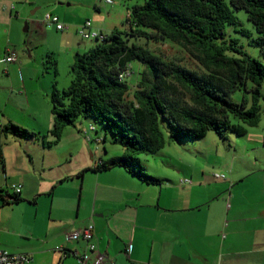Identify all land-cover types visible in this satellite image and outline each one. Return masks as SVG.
Masks as SVG:
<instances>
[{
  "label": "crops",
  "instance_id": "crops-1",
  "mask_svg": "<svg viewBox=\"0 0 264 264\" xmlns=\"http://www.w3.org/2000/svg\"><path fill=\"white\" fill-rule=\"evenodd\" d=\"M0 12V26L5 21L9 25L11 18ZM9 50L3 47L0 59ZM19 60L22 63L17 55ZM17 61L0 63L8 71ZM42 125L32 129L49 131L52 120ZM162 148L151 156H160ZM122 153L104 150L92 164L56 171L43 189L18 175L10 188L20 185V200L0 201V249L27 254L26 264H80L55 248L81 251L83 242H65L63 232L91 221L106 264H264V131L250 142L229 147L210 169L203 164L163 165L148 157L144 167L139 159L146 172L160 179L157 185L142 182L120 166L85 170ZM0 156L5 168L4 145ZM214 173L225 178H215ZM181 178L191 182L180 184Z\"/></svg>",
  "mask_w": 264,
  "mask_h": 264
},
{
  "label": "trees",
  "instance_id": "trees-1",
  "mask_svg": "<svg viewBox=\"0 0 264 264\" xmlns=\"http://www.w3.org/2000/svg\"><path fill=\"white\" fill-rule=\"evenodd\" d=\"M229 3L234 9H243L253 25L257 37L249 44L263 46L264 0H229ZM126 21L127 32L113 30L103 41L74 54L71 80L66 88L59 90L52 86L49 94L52 126L47 132L51 141L12 122L1 131L40 139L49 148L76 118L92 119L102 128V140L108 136L110 143L123 148V153L85 170L104 171L120 166L142 182L157 185L160 179L145 171L138 153L154 154L168 141L200 139L209 131L220 137L226 130L241 136L245 126L258 124L264 64L242 50L236 39H226V26L236 29L238 19L222 0H142L131 6ZM236 31L249 37L242 28ZM150 40H179L202 50L210 63L229 69L227 81L221 83L199 76L164 60L147 47ZM131 61L145 67L140 78L145 86L134 92L136 103L122 97L128 89L127 79H118ZM165 78L176 80L190 91L195 107L182 105L164 94ZM235 91L242 92L238 102L230 96ZM84 171L76 176L81 178ZM18 200V193L9 195L0 190L1 203Z\"/></svg>",
  "mask_w": 264,
  "mask_h": 264
},
{
  "label": "rangeland",
  "instance_id": "rangeland-1",
  "mask_svg": "<svg viewBox=\"0 0 264 264\" xmlns=\"http://www.w3.org/2000/svg\"><path fill=\"white\" fill-rule=\"evenodd\" d=\"M222 1L238 19L236 29L226 26V39H236L242 50L264 64V45L259 47L249 44L257 34L247 19L246 12L232 8L229 0ZM141 2L142 0H111V3L104 0H0V11H3L7 19L11 18L10 26L7 21L0 26V52L3 47L8 46L22 59V63L21 60L17 61L15 67L8 65V71L5 70V64L0 63V124L9 119L16 125L39 133L36 130L42 128L45 120L46 124L52 120L49 100L52 86L59 90L66 88L71 80L70 66L74 54L94 45L95 41L84 39L78 34L82 22L89 20L94 30L104 33L113 30L127 32L129 24L126 18L130 8ZM10 5L13 10L8 15ZM45 13L56 15L64 29L59 31L54 26L46 25L43 22ZM240 28L245 30L249 37L236 31ZM146 45L164 60L199 76L209 77L221 83L228 79V68L210 63L206 54L194 46L179 40H150ZM131 67L133 73L127 78L128 89L123 92L122 97L136 103L134 92L145 86V83H140L145 67L136 61H131ZM162 88L163 93L170 99L195 107L190 91L176 80L165 78ZM259 88V122L255 126H245L243 135L237 136L226 130L220 137L209 131L200 139L166 142L159 152L160 156L138 153L137 157L143 165V159L148 157L161 160L163 165L169 163L179 167L188 163L197 166L203 164L207 169L212 168L215 161L221 159L222 153H227L229 147L235 143L250 142L264 131V80ZM230 96L238 102L242 92L235 91ZM245 96L249 99L248 93H245ZM80 120L84 122L80 123ZM88 123L96 129V133L89 131L90 139L80 130L78 132L79 128L87 127ZM67 129L66 132L63 130L58 142L49 148L44 147L40 139L16 137L0 130V146L4 145L6 148L5 168L0 161V190H12L10 185L19 181L18 175H22L28 185L37 184L39 189L47 188L56 171L75 168L88 162L92 164L93 160L104 155V150L120 152L123 149L118 144L110 143L108 136L101 141L102 128L94 124L92 119L78 117L73 126ZM47 132L40 131L39 135L51 141L52 138ZM216 143L219 146L215 149ZM48 163L54 164V167L47 168Z\"/></svg>",
  "mask_w": 264,
  "mask_h": 264
},
{
  "label": "built area",
  "instance_id": "built-area-1",
  "mask_svg": "<svg viewBox=\"0 0 264 264\" xmlns=\"http://www.w3.org/2000/svg\"><path fill=\"white\" fill-rule=\"evenodd\" d=\"M106 3H111V0H104ZM8 10L11 12L13 7L10 5ZM43 22L46 25L54 26L56 30H63L64 26L58 21V17L56 15L45 13L43 15ZM78 34L84 38L89 40H94L96 42L103 41L107 34L103 33L99 30H94L91 26L89 20H85L80 25V29L78 30ZM17 61V53L14 49L7 51V53L0 59V62L3 63H13ZM132 67L131 63H128L125 70L122 71L118 75V79L123 81L129 78L132 75ZM1 130V126H0ZM95 128L92 124H89L87 127L83 128L81 133L87 138L90 139L88 131H94ZM1 160V156H0ZM213 176L215 178H225L224 174L214 173ZM191 181L188 178L179 179L180 184H189ZM12 190L14 193H19L20 185H13ZM63 238L65 242H83V247L81 251L75 250L70 253L65 251L62 247H56V250L63 251L64 255L73 256L80 264H106L107 256L104 252L100 251L94 241V230L93 223L90 221L86 225L75 228L71 230H66L63 232ZM130 250V244L127 246L126 252L128 253ZM29 256L23 253H12L4 249H0V264H26L29 262Z\"/></svg>",
  "mask_w": 264,
  "mask_h": 264
}]
</instances>
